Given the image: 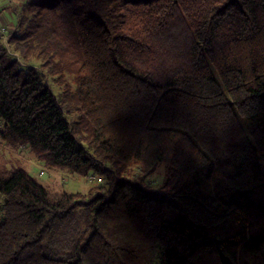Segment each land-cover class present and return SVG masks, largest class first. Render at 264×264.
Instances as JSON below:
<instances>
[{
	"label": "trees",
	"instance_id": "trees-1",
	"mask_svg": "<svg viewBox=\"0 0 264 264\" xmlns=\"http://www.w3.org/2000/svg\"><path fill=\"white\" fill-rule=\"evenodd\" d=\"M0 195V264H264V0L22 1Z\"/></svg>",
	"mask_w": 264,
	"mask_h": 264
},
{
	"label": "rangeland",
	"instance_id": "rangeland-1",
	"mask_svg": "<svg viewBox=\"0 0 264 264\" xmlns=\"http://www.w3.org/2000/svg\"><path fill=\"white\" fill-rule=\"evenodd\" d=\"M8 16L10 19L12 18V15L8 14ZM14 21H15V15H14ZM8 39H9V33H8ZM11 154L20 158L24 163V166L29 169L32 175L38 178L40 183L46 186H50L51 188H54L57 191H67L72 193L85 194L88 193L91 187H93L95 184H98L96 177L94 179L81 178L79 176L71 175L65 172L50 170L46 168L44 165L38 163L33 157V155L30 154L25 149H23L19 153L12 151ZM159 170L160 171H158L156 175H154L152 178H150V180H148L149 181L148 183L151 186H158L162 182L164 169L163 167H161ZM3 204H4V198L0 195V220L4 218Z\"/></svg>",
	"mask_w": 264,
	"mask_h": 264
},
{
	"label": "crops",
	"instance_id": "crops-1",
	"mask_svg": "<svg viewBox=\"0 0 264 264\" xmlns=\"http://www.w3.org/2000/svg\"><path fill=\"white\" fill-rule=\"evenodd\" d=\"M22 0H1V17L4 24L7 25L10 29L14 24V15L15 11L18 10L19 5H21ZM9 15H12V18H9Z\"/></svg>",
	"mask_w": 264,
	"mask_h": 264
},
{
	"label": "built area",
	"instance_id": "built-area-1",
	"mask_svg": "<svg viewBox=\"0 0 264 264\" xmlns=\"http://www.w3.org/2000/svg\"><path fill=\"white\" fill-rule=\"evenodd\" d=\"M1 11H2V6H1V0H0V40H2L5 45H8V41H9L8 33H9V30H8L7 25L4 24V22L2 21ZM89 178L90 179H94L95 177L91 176V177H88V179ZM97 181L98 182H102V179L97 178Z\"/></svg>",
	"mask_w": 264,
	"mask_h": 264
}]
</instances>
